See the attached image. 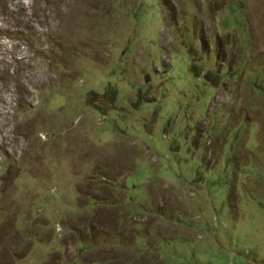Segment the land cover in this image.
<instances>
[{"label": "rangeland", "instance_id": "rangeland-1", "mask_svg": "<svg viewBox=\"0 0 264 264\" xmlns=\"http://www.w3.org/2000/svg\"><path fill=\"white\" fill-rule=\"evenodd\" d=\"M43 224L264 264V0H0V264Z\"/></svg>", "mask_w": 264, "mask_h": 264}, {"label": "crops", "instance_id": "crops-1", "mask_svg": "<svg viewBox=\"0 0 264 264\" xmlns=\"http://www.w3.org/2000/svg\"><path fill=\"white\" fill-rule=\"evenodd\" d=\"M73 231L71 227L57 231L43 224L29 235L27 259L35 260L33 264H137L140 259L141 254L134 245L115 250L102 245L100 238L91 240L88 237L91 233L87 231L83 237ZM128 255L130 262L126 260Z\"/></svg>", "mask_w": 264, "mask_h": 264}]
</instances>
